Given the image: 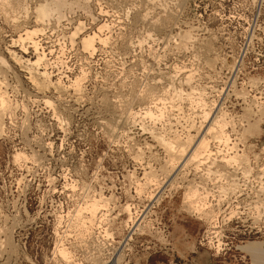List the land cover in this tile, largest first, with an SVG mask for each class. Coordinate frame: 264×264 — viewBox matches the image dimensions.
Masks as SVG:
<instances>
[{
    "label": "rangeland",
    "instance_id": "1",
    "mask_svg": "<svg viewBox=\"0 0 264 264\" xmlns=\"http://www.w3.org/2000/svg\"><path fill=\"white\" fill-rule=\"evenodd\" d=\"M8 1L0 0V91L10 105L0 113V264H108L118 248L117 264H151L181 240L198 244L213 212L229 245L264 239V0H66L67 17L34 36L53 49H44V67L65 88L43 95L6 53L20 28L40 27L30 22L37 0ZM92 33L107 40L90 54L80 41ZM75 78L78 93L68 88ZM203 135L214 153L198 154L167 179L185 154L171 159L161 140L188 153ZM224 152L237 155L228 168ZM198 181L210 217L183 201ZM213 189L225 197L220 203ZM92 199L108 210L90 225ZM127 204L142 221L125 240ZM230 210L238 217L227 222L221 217Z\"/></svg>",
    "mask_w": 264,
    "mask_h": 264
},
{
    "label": "bare ground",
    "instance_id": "2",
    "mask_svg": "<svg viewBox=\"0 0 264 264\" xmlns=\"http://www.w3.org/2000/svg\"><path fill=\"white\" fill-rule=\"evenodd\" d=\"M4 2H6V0H3ZM2 0H1V2H3ZM8 1V0H7ZM11 1V0H10ZM66 0H48V1H46V0H37V3H35L33 6V11L31 12V13H33L32 14V19H31V21L30 22H32L34 25H36V27L37 26H40V27H37V28H35V27H33V28H28V26H23L22 28H20L21 29V34H19V36L16 38V39H13V38H11L10 39V43H9V46H8V50L6 49V53L8 54V57H9V59L14 63V65L16 64V65H18V67H19V70L20 71H23V73L25 74V76H23L24 78H25V80L29 83V85H31V87H33L34 88V90L37 92V93H40L41 95H43V94H45V92H47L48 90L46 89V88H53V91L55 90L56 91V93H59L60 94V92L62 91V89H65V88H63L64 86H63V84H61L60 83V78H58V77H56V78H52V75H51V72H50V69H49V72L46 70V68L44 67V66H46L45 64H47V62L48 63H50L49 61H47V59H45V58H47L46 56H44L45 54H44V49H46L47 47L45 46V45H40V40H37V39H35V37L34 36H36L35 34H43V32H44V28H43V26H46L47 24H49L48 22H50L51 20H52V18H53V20L57 23V22H59V21H61V20H59V19H61V17H62V19H64L65 17H67L66 15L64 16V18H63V16H62V14L64 15V13H62L64 10H68V9H71L68 5L70 4H67L66 2H65ZM0 2V3H1ZM9 2V1H8ZM29 2V1H28ZM13 3V2H12ZM6 4H8V3H6ZM5 4V5H6ZM10 4V3H9ZM66 4H67V6H66ZM11 5V4H10ZM16 5V4H15ZM17 5H20V4H17ZM16 5V6H17ZM26 5V4H25ZM3 6V5H2ZM7 6V5H6ZM68 7L67 9H65L66 7ZM71 6H72V4H71ZM9 7V6H8ZM18 8V7H17ZM63 8H64V10H63ZM4 9V8H3ZM11 9V8H10ZM29 10V9H28ZM27 10V11H28ZM72 10V9H71ZM29 12V11H28ZM67 12H69V10L67 11ZM71 12V11H70ZM73 12V11H72ZM71 12V13H72ZM14 13V12H13ZM27 12L25 11L24 12V14H26ZM68 15V14H67ZM72 16V15H71ZM24 18L26 17L25 15L23 16ZM141 17H142V15H141ZM21 18V17H20ZM29 18H30V16H29ZM11 19V18H10ZM15 19H17V18H15ZM27 19V18H26ZM24 20V19H23ZM52 20V23H54L55 24V22ZM141 20H142V18H141ZM15 21V20H14ZM14 21H12V22H14ZM25 21H27V20H25ZM24 21V22H25ZM63 21V20H62ZM29 22V21H28ZM64 22V21H63ZM65 22H68V21H66V19H65ZM153 22V21H152ZM16 23V22H15ZM18 23V22H17ZM16 23V24H17ZM70 23H71V21H70ZM19 24V23H18ZM26 24V23H25ZM60 24V23H59ZM69 24V23H68ZM83 24V23H82ZM152 24V23H151ZM153 24H154V22H153ZM152 24V25H153ZM28 25V24H27ZM30 25V24H29ZM61 25V24H60ZM70 25V24H69ZM155 25V24H154ZM22 26V25H21ZM48 26V25H47ZM77 26H79L80 27V25H77ZM77 26H76V28H74L73 30H75V31H78V30H80L81 28H78V30H76L77 29ZM104 26H106V24L104 25ZM71 27H72V25H71ZM45 28H47V27H45ZM52 28H53V26H52ZM57 28V27H56ZM70 28V27H69ZM100 28V27H99ZM103 29V27H101V29L100 30H102ZM46 31V30H45ZM54 31V30H53ZM75 31H74V33H72V34H70V36H68V37H70L71 38V40L73 41V38L75 37L74 36V34H75ZM99 31V30H98ZM48 32H46V34H47ZM44 35H45V32H44ZM43 35V36H44ZM76 35V34H75ZM72 36H73V38H72ZM77 36V35H76ZM99 36V35H98ZM96 34H93L92 33V35L91 36H86L85 38H83L80 42L82 43L81 45H82V47H83V51L85 50V52H87V53H90V54H92V53H94V51H95V45L96 44H102V45H104L105 44V42L104 41H106L107 40V38H102V37H98ZM148 36H150V35H148ZM46 37H48V36H46ZM62 37V36H61ZM37 38V37H36ZM40 38H41V36H40ZM39 38V39H40ZM50 38V37H49ZM64 38V37H63ZM45 36H44V38H43V41L45 42ZM47 39V38H46ZM67 39H69V38H67ZM106 39V40H105ZM20 41V46H19V52L18 53H16L15 52V50L13 49V47H15L16 46V44L15 43H17V44H19L18 42ZM42 41V40H41ZM48 41V43H49V40H47ZM51 41V40H50ZM186 42V41H185ZM26 44L25 46L23 45V44ZM52 43H54V42H52ZM74 43V42H73ZM72 44V43H71ZM45 46V47H44ZM51 46V45H50ZM53 46V45H52ZM53 48V47H52ZM29 49V50H28ZM48 50H49V48H47ZM51 50H53V49H51ZM51 50H49V52L51 51ZM48 52V51H47ZM46 52V53H47ZM48 52V53H49ZM1 54V53H0ZM52 54V52H50V54L49 55H51ZM3 58V57H2ZM2 58L0 57V63H6V61H3L2 60ZM54 64V63H53ZM13 65V64H12ZM48 65H50V64H48ZM47 65V66H48ZM2 66V65H1ZM3 66L6 68V66L3 64ZM51 66V65H50ZM8 67H10V66H8ZM14 67V66H13ZM21 67V68H20ZM6 69H8V68H6ZM12 69V68H11ZM13 70V69H12ZM9 71H11V70H9ZM14 71V70H13ZM1 74V73H0ZM14 74H15V71H14ZM84 74V73H83ZM16 76H17V74H15ZM14 76V75H13ZM12 76V77H13ZM16 76H14V77H16ZM62 77V76H61ZM18 78V77H17ZM77 78V77H76ZM73 79V80H71L70 81V79H69V83H68V88L70 87V88H72V91L73 92H75V93H78L77 91V89L80 87V85L77 83V80L79 79ZM15 80V79H14ZM19 80V79H18ZM4 81V80H3ZM16 81V80H15ZM21 80H19L18 82H20ZM18 82H16L17 83V85H21V84H19ZM81 82V81H80ZM7 85V84H6ZM5 84L3 85L4 87L6 86ZM78 85H79V87H78ZM7 87H8V85H7ZM16 87V86H15ZM18 87V86H17ZM21 87V86H20ZM67 88V89H68ZM30 89H32V88H30ZM6 90V89H5ZM23 90V89H22ZM33 90V89H32ZM16 91V90H15ZM49 91H50V89H49ZM6 92V91H5ZM17 92L18 91H16V94H17ZM24 92V91H23ZM64 92V91H63ZM4 92H2V91H0V113L2 112L3 113V115H4V110H6V112H7V110H9V109H7V108H10L9 106V104H8V100L6 99V97L4 96V94H3ZM13 93V92H12ZM24 93H26V92H24ZM24 93H22V94H24ZM48 93V92H47ZM26 94H28V93H26ZM32 94V93H31ZM58 94V95H59ZM61 94H62V92H61ZM18 95V94H17ZM29 95V94H28ZM16 96V95H15ZM31 96H33V95H31ZM35 96V95H34ZM8 97V96H7ZM44 97H45V95H44ZM9 98V97H8ZM29 98V97H28ZM38 98V97H37ZM46 98V97H45ZM44 98V100H43V97H42V101H43V104L44 103H49L50 101H47L46 99ZM32 99H33V97H32ZM39 99V98H38ZM38 99H36V100H38ZM8 101V102H7ZM74 101V100H73ZM11 102V101H10ZM32 102H33V100H32ZM76 102V101H75ZM161 102V101H160ZM16 103V102H15ZM37 103L39 104V101H37ZM53 103V102H52ZM52 103H50V105L52 104ZM12 104V103H11ZM34 104V103H33ZM9 105V106H8ZM49 105V104H48ZM47 105V106H48ZM44 106H46L45 104H44ZM13 107V106H12ZM15 107V106H14ZM25 107V106H24ZM23 107V108H24ZM52 107H53V105H52ZM76 111V110H75ZM149 112V111H148ZM147 112V113H148ZM146 113V114H147ZM204 113V115L205 116H207V114L205 113V112H203ZM12 114V113H11ZM2 115V116H3ZM10 115V114H9ZM149 115H152V114H150V112L148 113V115L147 116H149ZM55 116V115H54ZM4 117V116H3ZM2 117V118H3ZM150 117V116H149ZM213 117H215V115H213ZM205 118V117H204ZM203 118V119H204ZM154 123V122H153ZM215 123V122H214ZM217 123V122H216ZM0 124H1V122H0ZM210 124V123H209ZM212 124H213V122H212ZM221 124L222 123H218V125H219V128H218V130L220 129V126H221ZM3 125V124H2ZM107 125V124H106ZM3 127V126H2ZM222 127V126H221ZM116 128V127H115ZM223 128H221V130H222ZM3 130V129H2ZM210 130H213V128L211 129V126L209 127L208 126V128H207V132H208V134H209V131ZM214 131V130H213ZM212 131V132H213ZM220 131V130H219ZM221 134H223V131L222 132H220ZM220 134V135H221ZM205 135H207V134H205ZM205 135H203L198 141H197V143H195V146L194 147H192V149L188 152V153H185L184 152V148H179V147H175L172 143H166V141H164V142H162V140H161V145L162 146H164V148H162L163 150H164V152L166 151V153H167V155H169L170 156V158L171 157H174L175 155H176V153H181V154H185V155H182L183 157L180 159V161H176V163H178V164H176L175 166H176V171L174 172V174L173 173H171V174H173V176H171V174L167 177V179L169 178V177H174L176 174H177V172H179V170L180 169H182L184 166H186L188 163H191V162H193V161H195L197 158H198V156L199 155H201L202 153L205 155L206 153H209L210 152V150H208V143H209V141H206L207 139H205ZM224 135V134H223ZM157 136V135H156ZM222 136V135H221ZM220 136V137H221ZM161 137V136H160ZM219 137V136H218ZM219 137V138H220ZM228 137V136H227ZM226 137V138H227ZM154 138V137H153ZM159 138V137H158ZM223 138V137H222ZM223 140V139H222ZM228 140V138L225 140V141H227ZM160 142V141H159ZM208 142V143H207ZM223 142H224V140H223ZM229 142V141H228ZM225 143V142H224ZM172 146H171V145ZM160 145V146H161ZM161 146V147H162ZM178 146V145H177ZM235 148V147H234ZM236 150V149H235ZM165 153V154H166ZM201 153V154H200ZM213 154L214 152H210V154ZM225 153V152H224ZM199 154V155H198ZM202 154V155H203ZM226 154V153H225ZM228 154V153H227ZM227 154L225 155V156H227ZM230 154V153H229ZM232 154V153H231ZM209 155V154H208ZM15 156H18V155H15ZM21 156V155H20ZM210 156H212V155H210ZM231 155H228L227 157H223L222 158V160H220V161H222L223 163H224V165L226 166V165H228V164H226V163H229V162H237V161H235L236 159H235V157H237V155H233V156H231ZM240 156V155H239ZM201 157V156H200ZM230 157V158H229ZM244 157V156H243ZM15 158H18V157H15ZM168 158V157H167ZM175 158V157H174ZM174 158H171V159H174ZM203 158V157H202ZM204 158H206V156L204 157ZM169 159V158H168ZM167 159V160H168ZM227 159V160H226ZM238 159H239V157H238ZM170 160V159H169ZM176 160V159H175ZM204 160V159H203ZM172 161H174V160H172ZM171 161V162H172ZM196 161H198V160H196ZM195 161V162H196ZM200 161V160H199ZM167 162V161H166ZM175 162V161H174ZM201 162H202V160L200 161V164H201ZM221 162V163H222ZM232 162V163H233ZM203 164H204V162H202ZM167 164V166H168V163H166ZM165 164V165H166ZM192 164V163H191ZM190 164V165H191ZM200 164H198V165H200ZM169 165L170 166H168V167H172L173 168V166L171 165V163H169ZM174 166V167H175ZM235 166V165H234ZM227 167V166H226ZM232 167V166H231ZM171 168V169H172ZM228 168V167H227ZM244 169V168H243ZM200 170V169H199ZM246 169H244L243 170V172L245 171ZM171 171V170H170ZM152 173V172H151ZM245 173H247L246 171H245ZM244 173V174H245ZM149 174V173H148ZM150 175V174H149ZM151 175H153V174H151ZM145 176H146V174H145ZM148 176V175H147ZM149 177V176H148ZM152 177V176H151ZM154 177V176H153ZM155 178H156V176H155ZM154 178V179H155ZM171 178V179H172ZM154 179H153V181H154ZM171 181V180H170ZM170 181H169V183H170ZM151 181L149 180V183H150ZM260 182V181H259ZM156 184V183H155ZM250 184V183H249ZM188 187H190L191 185H187ZM239 186H241V185H239V183H238V188H237V186H236V188H234V190H235V196H238V195H240L242 192H240V187ZM245 186H246V184H245ZM263 186V185H262ZM188 187H185V188H187V191H186V193L184 194L185 196V198H184V202H185V200H187L186 201V203L189 201H191L190 203V205L192 206H190L193 210L192 211H197V213L199 212V214H198V216L200 215V213H202V215L203 214H205L207 217H210L211 216V218L212 219H210L211 220V222L209 223L210 225L209 226H207V229L205 230L206 231V233H205V238L210 242L211 240H212V237H216L217 236V234H218V231L215 229L217 226H216V215L217 214H219V213H215V212H213L214 210H212V212L214 213L213 215H210L209 213H207V211H204V208H205V203H206V198H208L207 197V195L205 196V193H204V191H202V192H200L201 190H206V189H204V187H200L201 188V190H199V186H197V185H193V187L191 186L190 188H189V190H188ZM249 187V186H248ZM180 188V187H179ZM246 188V187H245ZM250 188H251V186H250ZM257 189V188H256ZM259 189V188H258ZM257 189V190H258ZM261 189H263V188H261ZM184 190H186V189H184ZM242 191V190H241ZM264 191V190H263ZM158 192H159V190L158 191H156V193H154V195L151 197V198H153V200L154 201H156L159 197H160V193H161V191H160V193L158 194ZM206 192V191H205ZM210 192V191H209ZM214 194H215V196H218L217 195V193L219 192L218 190H214V191H212ZM216 192V193H215ZM203 195H202V194ZM206 194H209L208 193V191L206 192ZM102 195V194H101ZM100 195V196H101ZM200 195V196H199ZM202 195V196H201ZM211 195V194H210ZM209 195V196H210ZM254 195H256V194H254ZM258 195V194H257ZM204 196V197H203ZM212 196V195H211ZM210 196V197H211ZM102 198H103V196H101ZM101 197H99V199L101 198ZM206 197V198H205ZM210 197H209V199H210ZM253 197V196H252ZM203 198H204V200H203ZM99 199H92L91 201H90V203L89 204H87V208H88V211H87V213H88V216H87V219L85 220V222L87 221V223L89 224L90 223V225H91V221L93 220V219H95L96 217H102V215L104 214V213H101V211L99 212V209H101V207H103V208H105V209H107L106 208V204L107 203H105V202H107V201H105L104 203V206L103 205H100L99 204V202H101ZM208 199V200H209ZM218 199H220V198H218ZM205 201V202H204ZM210 201V200H209ZM219 201V200H218ZM261 201V200H260ZM102 203H103V200H102ZM207 203L208 204H210L208 201H207ZM261 203V202H260ZM260 203H258V204H260ZM263 203V202H262ZM128 205V204H127ZM261 205V204H260ZM86 206V205H85ZM208 206V205H207ZM211 206V205H210ZM209 207V206H208ZM212 207V206H211ZM211 207H209V208H211ZM260 207V206H259ZM264 207V206H263ZM79 208V207H78ZM129 205L128 206H126L125 207V212L127 213V215H128V217H127V221H130L131 222V225H130V228H129V234L127 235V237L125 238V240H128V238H129V236H130V233H132V232H134L135 230H139L140 228H141V221H142V217H137V218H134V219H132V217H131V212L129 211ZM207 208V207H206ZM261 208V207H260ZM81 209H82V207H81ZM84 209H86V208H84L83 207V210H80V213L82 212V211H85ZM104 209V210H105ZM189 209V208H188ZM213 209V208H212ZM262 209V208H261ZM78 210V211H79ZM87 210V209H86ZM108 210V209H107ZM207 210H209V209H207ZM204 211V212H203ZM211 211V210H210ZM218 211V210H217ZM96 212H98L99 213V215H97L96 216ZM80 213H78L79 214V217L81 218V216H80ZM86 213V212H85ZM106 213V212H105ZM197 213H195L196 215H197ZM236 212L235 211H232V210H230L229 212H228V217L227 218H229V217H231L232 215L234 216V215H237V214H235ZM77 214V215H78ZM82 215V214H81ZM193 215V214H192ZM210 215V216H209ZM251 215V214H250ZM105 216V215H104ZM242 216V215H241ZM78 217V216H77ZM201 218H202V216H200ZM250 217V216H249ZM256 217V216H255ZM75 218V217H74ZM200 218V219H201ZM258 218V217H257ZM256 218V219H257ZM60 219H61V217H60ZM82 219H83V217H82ZM100 219V218H99ZM99 219H96V221L98 220L99 221ZM102 219V218H101ZM207 219V218H206ZM239 219H240V217H239ZM255 219V218H254ZM203 220V219H202ZM97 221V222H98ZM243 221V220H242ZM257 221V220H256ZM264 221V220H263ZM84 222V223H85ZM93 222H94V220H93ZM100 222H101V220H100ZM262 222V221H261ZM102 223V222H101ZM85 225V224H84ZM89 225V226H90ZM93 225H95V224H93ZM83 227H86V225L85 226H83ZM86 228H88V227H86ZM86 230V229H85ZM84 230V231H85ZM87 231V230H86ZM106 232V231H105ZM106 235H108L107 233H105ZM110 235V234H109ZM216 240L218 241V239L216 238ZM123 243L120 245V248L122 247V245H124V241H122ZM215 247L218 249V243H217V245H215ZM120 250L121 249H119L118 248V250L117 251H115L114 252V254H113V256H112V258L110 259V261H109V263L108 264H117V262H118V259L120 258ZM56 251H57V253H59V255H60V259H63V258H67V257H65L66 255H65V253H66V251L64 250V248H60V247H58L57 249H56ZM66 254H68V251H67V253ZM65 255V256H64ZM62 256H63V258H62ZM64 261V260H63ZM65 261H67V262H69L68 261V259L66 260L65 259ZM120 261V260H119Z\"/></svg>",
    "mask_w": 264,
    "mask_h": 264
},
{
    "label": "crops",
    "instance_id": "3",
    "mask_svg": "<svg viewBox=\"0 0 264 264\" xmlns=\"http://www.w3.org/2000/svg\"><path fill=\"white\" fill-rule=\"evenodd\" d=\"M183 237H190L184 234ZM236 251V252H235ZM232 252H235L234 254ZM231 254L215 256L204 247L189 241H179L174 248L173 255L162 257L151 264H264V239L255 238L241 241L235 245ZM236 254L244 258L243 261L236 259ZM171 259L174 262H171Z\"/></svg>",
    "mask_w": 264,
    "mask_h": 264
},
{
    "label": "built area",
    "instance_id": "4",
    "mask_svg": "<svg viewBox=\"0 0 264 264\" xmlns=\"http://www.w3.org/2000/svg\"><path fill=\"white\" fill-rule=\"evenodd\" d=\"M206 170L207 169H203L202 171H201V174L204 176V177H206V175H208L209 173L208 172H206ZM212 172V171H211ZM198 183H200L199 185H197V186H199L198 188L199 189H201L200 187H204V189H205V185H204V183H202V181H198ZM214 184H217L218 186H219V184H224V181H223V179L221 178L220 180H217V181H215L214 182ZM168 185V184H167ZM213 188H216V186L215 187H213ZM214 190H217V189H213L212 191H214ZM161 193H162V191H161ZM160 193V194H161ZM219 193V192H218ZM217 197H219L220 199H219V201H217V202H219L220 203V201L221 200H223V198H225L222 194H218V196ZM215 200V199H214ZM216 201V200H215ZM214 205H216V202H214ZM228 214V213H227ZM228 217V216H227ZM227 217H225L224 215L221 217V218H223V219H225L227 222L228 221H231L232 220V218L234 217V221L236 220L235 218H237L238 217V215L237 216H233L232 215V217H229V218H227ZM216 226H218L217 225V222H216ZM219 227V226H218ZM218 227H216L215 229L218 231V234H217V236L216 237H212V240L209 242L206 238H205V233H206V231L204 230L203 231V234H202V236H200V238H199V240H197V242H198V244H200V245H202L201 244V242H204V243H207V245L208 244H210V246H208L210 249H213V251L216 253V254H219V252H221V255H224V254H226L227 252H229V251H233V250H235V246H232V244H228L229 242L227 241V240H225V239H227L226 238V235H224V234H222V233H220V229H218ZM207 229V228H206ZM162 232H164V236L166 237V232H165V229L164 228H162ZM216 238L218 239V241L216 240ZM228 242V243H227ZM217 243H218V249L215 247V245H217ZM235 252H233V254H234ZM241 257H243V256H241V255H239V254H236V259H238V260H240V261H243L244 260V258H241ZM174 262V260H172L171 259V262Z\"/></svg>",
    "mask_w": 264,
    "mask_h": 264
}]
</instances>
